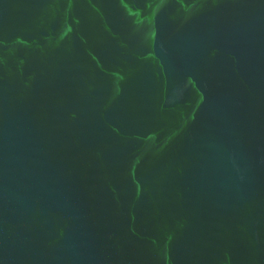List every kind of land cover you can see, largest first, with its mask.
<instances>
[{
	"label": "water",
	"instance_id": "1",
	"mask_svg": "<svg viewBox=\"0 0 264 264\" xmlns=\"http://www.w3.org/2000/svg\"><path fill=\"white\" fill-rule=\"evenodd\" d=\"M0 264H264V0H0Z\"/></svg>",
	"mask_w": 264,
	"mask_h": 264
}]
</instances>
